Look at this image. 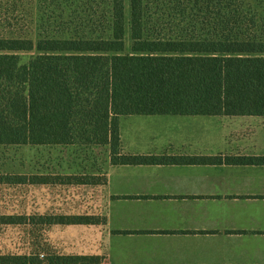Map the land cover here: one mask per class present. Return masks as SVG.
<instances>
[{"label": "trees", "instance_id": "1", "mask_svg": "<svg viewBox=\"0 0 264 264\" xmlns=\"http://www.w3.org/2000/svg\"><path fill=\"white\" fill-rule=\"evenodd\" d=\"M34 8L39 0H9ZM79 5V9L77 8ZM20 6V7H21ZM0 20V145H108L113 164L221 163L121 154L134 114L264 116V0H42ZM31 53L24 61L23 54ZM228 163L263 162L232 158ZM81 174H1L2 185H86ZM88 214H0V225L96 223ZM99 257L0 254V263Z\"/></svg>", "mask_w": 264, "mask_h": 264}, {"label": "crops", "instance_id": "2", "mask_svg": "<svg viewBox=\"0 0 264 264\" xmlns=\"http://www.w3.org/2000/svg\"><path fill=\"white\" fill-rule=\"evenodd\" d=\"M119 129L121 154L223 161L113 164L108 145H92L106 150L105 181L86 184L104 214L77 224L72 253L99 257L86 264H264V163L225 161L264 157V116L134 114Z\"/></svg>", "mask_w": 264, "mask_h": 264}, {"label": "rangeland", "instance_id": "3", "mask_svg": "<svg viewBox=\"0 0 264 264\" xmlns=\"http://www.w3.org/2000/svg\"><path fill=\"white\" fill-rule=\"evenodd\" d=\"M20 6L16 8L17 11H11L15 6L9 0H0V20L15 14L22 18L24 9L30 10L38 18L45 14L42 0L34 8ZM22 56L26 61L31 53ZM105 163V147L94 149L92 145L79 142L71 145H0L1 174L90 175L104 168ZM98 172L104 182V170ZM93 191V187L77 184L2 185L0 214L27 213L31 217L45 213L104 214L105 202L102 198L98 201L96 191ZM73 251H77V225H0V254H28L46 258L58 253L74 254Z\"/></svg>", "mask_w": 264, "mask_h": 264}]
</instances>
